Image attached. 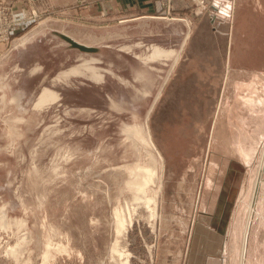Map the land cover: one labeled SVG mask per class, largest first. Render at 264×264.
Returning a JSON list of instances; mask_svg holds the SVG:
<instances>
[{
  "label": "rangeland",
  "instance_id": "374dc122",
  "mask_svg": "<svg viewBox=\"0 0 264 264\" xmlns=\"http://www.w3.org/2000/svg\"><path fill=\"white\" fill-rule=\"evenodd\" d=\"M150 2L0 0L16 18L0 26V264H195V228L205 263L237 227L243 249L264 183V0ZM152 44L177 61L144 62ZM85 62L104 79L57 78ZM44 87L59 97L39 108Z\"/></svg>",
  "mask_w": 264,
  "mask_h": 264
},
{
  "label": "crops",
  "instance_id": "0c3cea01",
  "mask_svg": "<svg viewBox=\"0 0 264 264\" xmlns=\"http://www.w3.org/2000/svg\"><path fill=\"white\" fill-rule=\"evenodd\" d=\"M114 1L119 2V3L122 2L121 4H123L124 7H129L128 5H130V6L136 5L139 8H144V12H151V11L155 12L154 10H158L157 9L158 6H156L155 4L150 2L151 0H114ZM111 3L112 2H106L105 5L108 6ZM112 5H114V4H112ZM250 205H251V208H252L251 209L252 212H251L250 220L247 223V227H249V230H248V232H245V236L247 234V240H246V237H245V240H246V245H245L246 246V251H245V253L246 254H245V258H244V263L243 264L251 263L250 261L248 263V259H247L248 258L247 257L248 256L247 247H248L250 239L252 240V242H255V243L252 244V247L255 246V248L257 250V248L259 246V242H258L255 234L254 233L251 234L252 226L253 225L255 226V225H258V224H261L262 227L264 226V183L262 182V178H260V177H259V181L257 180V183H255V185H254V192H253V197H252V201H251ZM234 220L236 221V225L235 226L242 225V223L244 224V220H241V219L235 218V217H234ZM233 225H234V221H233ZM246 228H245V231H247ZM236 229L237 230H235V233L229 231L228 232V236L227 235L225 236L226 233L223 235L222 248L224 250L225 259H223V263H221V264H231V260L229 259V256L231 255V250L235 251V252H239V255H240L239 261H237L234 264H242L241 260H242V255H243V249L241 250V247L239 245V239H240L241 232H240V229H238V227ZM200 235L201 234H200L199 230H197L195 228V236H196L197 243L195 244L194 251L192 253V258L194 256H196L193 259V262L195 264H220V261H212V262L205 263V261L202 260L201 256H203L204 251H203V246H202V241H201L202 238L200 237ZM198 259H200V260H198ZM210 259L211 258L209 257L208 260L210 261ZM191 263H192V260H191L190 264Z\"/></svg>",
  "mask_w": 264,
  "mask_h": 264
},
{
  "label": "bare ground",
  "instance_id": "6f19581e",
  "mask_svg": "<svg viewBox=\"0 0 264 264\" xmlns=\"http://www.w3.org/2000/svg\"><path fill=\"white\" fill-rule=\"evenodd\" d=\"M137 45H140V43L137 44ZM128 48H130V47H128ZM150 48H151L150 49V51H151L150 53L146 54L145 56L140 55L141 59L144 62H146V63H148L149 61H152V60L160 59V58H175V61H177V59L179 57L177 52H181V51H177V49H175L174 47L173 48H165V47H163L161 45H158V44H152V45H150ZM175 63H177V62H175ZM35 70H36V68H35ZM70 75H86V76H89V77H91V78H93L95 80H103L104 76H105V74L101 71V69L98 66L92 65L89 62H85V63L79 64V65H76V66H72L69 69L62 71L57 78L58 79H65V78L69 77ZM139 77H141V76H139ZM58 97H59V95H58L57 92L53 91L52 89H50L48 87H44L42 89V91L40 92L39 97H37L38 100L36 101V106L41 108L45 104H47L48 102L55 101L56 99H58ZM114 105H118V103H115ZM151 143L154 144L153 141H151ZM154 146H155V144H154ZM157 152L162 157V154L160 153V151L158 149H157ZM142 171L146 172L147 176H146V178L143 179L144 185H142V186L140 185L138 190H140L142 192H145L146 191L145 190V185H147L152 180V178H153V176L155 174V171L152 168H150V167L141 168L140 172H142ZM151 201H153L151 198H147V202H151ZM249 216H250V214H249ZM125 222H126L125 218L123 216L120 217L119 224L122 227V229L125 228ZM246 229H247V231H245V232H248L249 227H247ZM245 237H246V240H247V234H246V236H244V238ZM246 240H244L245 243H244V246H243V255H242V260H241L242 264L244 263V258H245V254H246L245 253V251H246V246H245L246 245Z\"/></svg>",
  "mask_w": 264,
  "mask_h": 264
},
{
  "label": "built area",
  "instance_id": "2783aa9c",
  "mask_svg": "<svg viewBox=\"0 0 264 264\" xmlns=\"http://www.w3.org/2000/svg\"><path fill=\"white\" fill-rule=\"evenodd\" d=\"M29 19H33L34 16H28ZM27 18V19H28ZM16 21L15 14L9 12L5 6L0 4V26L8 30V27L12 26V23Z\"/></svg>",
  "mask_w": 264,
  "mask_h": 264
},
{
  "label": "water",
  "instance_id": "95a60500",
  "mask_svg": "<svg viewBox=\"0 0 264 264\" xmlns=\"http://www.w3.org/2000/svg\"><path fill=\"white\" fill-rule=\"evenodd\" d=\"M67 40L71 43V45L73 47L78 48L81 51H85V52L96 51V47H94V46H90V45L78 42V41L71 39V38H67Z\"/></svg>",
  "mask_w": 264,
  "mask_h": 264
}]
</instances>
